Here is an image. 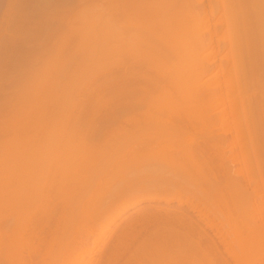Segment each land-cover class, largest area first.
<instances>
[{
	"label": "bare ground",
	"instance_id": "6f19581e",
	"mask_svg": "<svg viewBox=\"0 0 264 264\" xmlns=\"http://www.w3.org/2000/svg\"><path fill=\"white\" fill-rule=\"evenodd\" d=\"M43 1L44 2L46 1L45 2L46 4L48 2L47 0H43ZM204 1L205 0H118V1H115L116 5L110 4L111 2H109L108 6L106 8V11L104 13V17H103V21H102L103 23L100 26L102 28L100 35L96 34L97 32L94 34V32L96 30L98 31V29H96L94 31V29L96 28L95 26H97V25H96V22L94 21V19H90V16H89L90 13L87 14L88 17H86L87 18V21H86L87 24H86V22L84 23V25L82 24L85 21V20H83V19H85V15H84V17L81 16V18H79L80 20L83 21L79 24L82 26L81 28H83L84 31H83V29L80 28V26L77 27L75 25V23L78 24L77 23L78 21L70 22L71 24L74 23L75 26L73 28H77L79 30V31L76 30L78 33L81 31L80 32L81 34L79 33L77 36L78 37L83 36L82 40H80L81 46L78 45V46H80V48H78L79 51L77 52L79 54L78 59H80L82 61V65L84 66L83 68L85 69V70L80 69V68H82V66L79 67V69L77 71L79 72V70H80L81 74H83L84 71H87L85 68L86 65H84V64L88 63V62L85 63L87 61L86 58L89 57L88 54L90 53V51L94 50L93 47L96 46L97 49L98 48L101 49L103 47L102 46L103 43L101 44V47L100 46L98 47V45L101 42L98 44L97 40H99L101 38V41H105L104 42L105 48L103 47L104 52H106L107 50L108 51L112 50V47L109 45L110 42L114 41V42H117L116 44H119V53H120L119 54L120 57H118L119 58V64L118 65H119V71H120L119 76H120V80H122V82H123V83L121 82L122 85L120 84L121 86L119 88V89H121V90H119L121 93L120 94L121 96L119 97V102H120V106H121V110H122V114L120 115L121 119L119 121H121V126H120L121 128L120 129H121L122 133H124V135H127V133L129 132L128 129L131 128L130 127L131 124L135 123L137 121L135 118V115H137V114H138V116H136L137 118H141L142 116H144L143 118H145V115H146L147 116L146 118L148 119L147 121H149L148 116L152 117V115H153V121H151L152 119L150 118L151 123H153V122L156 123V121H157L156 116L157 115H160V117H162L158 121H160V120L162 121L163 116H165L164 121H167V122H165L167 124V127H164L162 129L161 126L163 124L159 125V126H160L161 130H165V128H167V137H166L167 139H165L166 135L163 134L162 131H160L161 134L156 133V135H158L156 138H152L153 134H152V136H149L150 138L147 137V138H149L147 141H146V139H145V141H143V138H142V140H139V138L133 140V138H134V136H133V138H130V139H132L131 142L129 141L130 143H127L125 141V144L123 146L124 149H126L125 148L126 145L129 144L130 146L127 145V147L130 150H132L129 152L134 153L135 157L136 156L137 157L142 156V155L138 156V154L140 152H143V151H145V152L149 151L151 154V151L152 150L155 151L156 148H157L156 151H157L158 156H159V152H161L160 154L164 153L168 157V154H166V153H168V151L175 153V154H173V153L169 152L170 153L169 155L172 154L174 156L175 155L180 156L179 159H177V158L174 159V156H173V160L169 156V158L171 160L168 158L167 160H170V161H167V163H166V161H164L166 163V164L165 163L164 164L168 168L167 169L168 170L167 171L168 177L164 176V177H166L165 182L163 181L165 179H163V180L161 179L162 180L161 182L159 181V179H158V177H160L159 174H157L156 179H153V177L151 179V178H149L150 174L146 173L149 175V177H146L147 179H145V178L143 179L142 174L144 175L145 173L140 174L142 177H139L140 176L139 173H141V172H139V173L135 172L136 174H138V175H135V177L137 176V178L138 179L140 178L141 180L140 179L138 180L137 178H135L138 181L133 180L132 183H131V181L130 182L128 181L129 183L124 181V182L120 183V186L117 185L118 190L117 191L114 190V191H116V193L114 194L115 198L112 199V201L114 200L113 202H110V206L114 205L113 203L117 202V204L119 203L118 206H121V207H120V211H118V207H117V209H114V210H117L119 214L117 215V213H115L116 215L112 216V218H114V217H117V219L120 218L119 215H123L122 213L126 209H128V207L129 208L130 207L132 208V206L135 207L134 205H135L136 200H138V198H140V196L139 197L137 196L138 194H141V197H142L143 196L142 193L144 191L147 192V190L149 191V189L150 190L152 189L151 192L153 190L155 191V187L157 189L156 193H158L159 192L158 189L161 190L160 188H162V190H163V188H164V190L167 188H171V189L174 188L175 190L178 189L180 191V187L182 190V186L189 185L190 187L193 186V188L196 187V189L199 190V191H194V189H191L189 187L190 191L192 190L191 193L193 192V193L197 194V195L190 194V195H193V197L195 196L194 201H196V196L201 195V196H198L197 199H198L199 203L203 204L204 210L201 209L202 206L199 205V203H197V202H194L192 204L194 207L193 206L189 207L187 204V206L190 208V210L192 209L193 212H194V210L196 211V209L198 210L197 213H195V215L196 214L199 215L198 218H196L197 221L194 220L193 217H191L189 215L190 213H188V211L185 212L187 209L185 211L182 210L181 215L183 214V211H184V214H183L184 217L187 216L186 217V219H187L188 215H189V218H192L195 223H193L192 219H191L192 222L190 219L189 220L187 219V221H186L185 218L183 217V215L182 216L180 215L181 219L184 218V219H182V221L185 220L186 222L180 223L181 224L180 227L178 226L179 229H176L177 226L175 227L174 225L177 224L178 220L175 219V221L172 220V221H174V222H172L170 219H168L169 217H168V215H166V213H165V216H167L168 218L167 217H166L167 219L164 218L165 216L163 213L162 218L166 219L167 221H171L172 223H168L170 225L174 223L173 226L169 225L165 229L163 227L162 228H158V227L154 228L155 231L153 232L154 233L153 236L160 238L161 236L165 235L166 237L165 236L163 237V239L165 238V240L163 241L160 238V240H161V242L159 241L160 245L159 244L156 245L158 241L156 242V244L154 243L153 246L149 245V246H152L149 249L150 250L149 251L148 247H147L148 244L145 243L146 239L149 238L148 237L149 235L147 236V238L145 237L146 238V239L144 238L145 242L142 240L141 243H143V244H141V247H140V249L141 248L144 249V250L141 249V251H143L142 254L140 253L142 256H138V254L136 253L137 251L134 252V253H136L134 256L136 259V263L140 258H142L140 260H145V259L151 258L150 261L152 260V261H154L153 263H155V260H157L156 262L159 261L158 264L160 263V260H161V263H163V264H264V256H263L264 252L262 253L263 255H258V253L256 254L254 252L255 250H253V248L264 244V198H263L264 195L262 194L263 196L261 195L260 199H257V196H256V198H254V196H253V194L255 192H256V194L257 193L261 194L260 193L261 191L258 190L257 186H259L261 188V184H262L261 182L264 181L263 180V181L259 182V180L262 177L264 178V173H263L264 168L262 166V164L264 165V160H262L263 163H262V161H260L262 159L261 155L264 154V0H207L208 1L207 6H204ZM40 2L42 3V0H40ZM77 2H79V1H77ZM18 3H19V1H17V0H9L8 3L6 4L7 7H5V12L2 15V18L0 19L1 20L0 21V38H2V36H4V35L5 36L8 35V32H9L8 30H10V29H8L9 28L8 26L14 25V23L12 24L11 21H15L16 18H19V16L17 17V15L14 14V11L16 13V10H14V9L15 8L17 9V7H15V6H18V5H16ZM49 3H53V2L50 1ZM66 3H65V5H66ZM80 3H84V1L82 0V2H79V4ZM46 4H45V6H46ZM20 5H22V4H20ZM48 5H50V4H48ZM111 5L114 7H112ZM22 7H23V5H22ZM18 8L20 9V7H18ZM67 8H66V10H70L72 7L68 8V9ZM22 9H20V12ZM53 9L55 10V8H53ZM57 11H59V10H57ZM20 12H18V13H20ZM23 12H21L22 14H19L20 18L22 17ZM115 12H116V14H114ZM54 13L55 12H53V14L51 13V15L52 16L55 15ZM12 15H13L14 20L11 19ZM14 15H16V17ZM113 15H115V17ZM47 16L45 17L46 19H48ZM91 16H93V14ZM49 17H51V16H49ZM55 17H56V15H55ZM69 18L67 21H69ZM94 18H97V16ZM21 19H24V18L22 17ZM52 21L54 22V20H52ZM22 22H23V20H22ZM45 22H46V20H45ZM51 22L49 21L50 24H51ZM64 22H66V19ZM67 23L68 22H66V24H65L66 26H67ZM70 23H68L69 24L68 28L65 25H63L67 28L66 31H68V32L73 30L72 29L73 24L71 25ZM43 24H45V23L43 22ZM51 25L48 24V26H51ZM98 25H99V23H98ZM41 27H43L42 24H41ZM100 27H99V29H101ZM97 28H98V26H97ZM66 31H65V34H68ZM82 31H83V33H82ZM14 32H12V33L14 34ZM72 32H75V30ZM72 32L70 34H72ZM54 33L57 34L58 32L57 33L53 32V34ZM98 33H99V31H98ZM47 34H48V32H47ZM51 34H52V32L49 35L50 38H47L45 36L47 39H50V40L52 39V40H51V42L48 40L51 43V44L48 43V44H50L48 48H47L48 44L46 45V47H44V49H46V48L48 49L46 51L47 53L46 54L44 53L45 55H47V58L44 57L45 59L42 58V60L40 58L41 68L39 69V62L37 61L38 59L37 60L33 59L35 61L36 65H38V67L35 68L34 70L31 69L30 73H27V71H26L27 76L29 75L28 77L27 76L24 77L22 75L25 79L26 78L27 79L24 80V78H23L24 83H23V85L21 84V87H18V89L20 88V89L26 90L27 88H30V90L28 89L29 92H27V94H25V93H23L25 91H23L16 97L15 100L17 103L15 104L16 107L14 106L15 111L10 114L11 117L9 120H8L9 117L6 114L8 118L5 119L6 120L5 122L3 121L2 125L0 124L1 131L11 132L12 137H13V138H10L9 140L4 141V144H0L1 145L0 146L1 147L0 148V263H3V264H5V263L10 264L11 261L9 259V257H10L9 254L11 253L10 250L12 249L11 247H12V244L14 243L13 241H15L12 239V237L10 238V236H11L9 233L10 231L7 233L5 232V230L7 229V226H10V225H8L10 223L9 222L10 221L9 218H11L10 216L13 215V218H16L14 216H17L16 220L18 221L19 225H22L23 223L24 224L27 223L28 220L25 222L23 220L24 218L22 216L26 213V212H24L25 207H24V211H23V209L20 210V211L24 212V214L23 213H22V215L20 214L22 217H20V215H19V208L20 209H21V207L23 208V206H21L23 203H24V205H28L26 201H30L29 199L35 198V196H36L35 194H37L36 192L38 191V188L40 186L39 183L43 185L45 182L42 181V179L45 180V179H47V177H49V176L43 177L44 176V174H43V176H41V178L39 180V176H40L39 173L44 171L43 170V168H44L43 164H45L48 160H50V157H52L50 152L52 153V151H50L48 154V152H47L48 150L47 151L45 150L48 148L47 142H49V145H50V140H49V141H46L47 145H45L43 143L45 145V147L44 146L43 147H44V150L46 151L47 155L46 154L44 155V153H45L44 150H43L44 151L43 153L37 152V150L40 151V149H38V148L40 147V145L42 143L40 142L41 138L38 137V134L40 133V131L38 130L39 128L35 126V123H36V125H39L42 123L43 118L45 119L48 116L51 117V115H50L51 112L49 111V109L51 108L50 106H53V105L56 106L57 105V104H54L57 101V99L64 101V102H66V100H68V99L65 100V96H64V98H62V96L58 97L57 94H55V93L53 94V90H56L55 92L57 93V91L59 89L61 91V87L62 88L72 87V85L69 84V81H68V83L66 81V83L68 85L64 84L65 82L61 83L62 86L57 85V83H58L57 78L61 77V76H58L60 74L59 69H61V66H60L61 63L58 62L59 61L58 56H56V52H58L60 47L57 48V46H59V45L56 43L57 44V46H56L55 41L60 39L59 38L60 36H59V34H57V35L54 34V36H55L54 37L53 35L51 36ZM62 35H61V38H62ZM19 36H21V34H19ZM23 36L24 35H22L21 37H23ZM57 36H58V38H57ZM7 37H9V36H7ZM7 37H5V38H7ZM64 39H67V38H64ZM5 41H6V39H5ZM21 41H22V39H21ZM60 41H62V40L60 39ZM64 41H66V40H64ZM38 43H40V42L38 41ZM38 43H36V44H38ZM93 43L94 44L96 43V45L92 46ZM78 44H80L79 41H78ZM115 46H117V45H115ZM37 47H38V45H37ZM117 48H118V46H117ZM39 49H41V47ZM56 49H57V51H56ZM76 51H77V49H76ZM95 51L97 53L99 50H95ZM104 52L101 51V53H104ZM38 53H40V52L38 51ZM58 53H57V55H58ZM99 53H100V51H99ZM40 55H42V53ZM74 56H76V55H74ZM103 56H104V54H103ZM34 57H35V55H34ZM37 58H39V57H37ZM92 58H95V57L93 56ZM92 58H90V59H92ZM87 59H89V58H87ZM95 59H97V58H95ZM75 60H76V58H75ZM80 60H78V61L80 62ZM32 63H34V62H32ZM32 63H30V64L33 65ZM61 65H63V64H61ZM76 65H78V64H76ZM92 65H93L92 67H91V65H88L89 66L88 68L91 67L93 69V67H95V66L93 63H92ZM29 67L31 68V66H29ZM29 67H27V68L30 69ZM76 68H77V66H76ZM65 70H62V73ZM82 70H83V72H82ZM89 71H90V69H89ZM58 72H59V74H57ZM72 72H76V71L72 70ZM72 72H70V73H72ZM78 72L75 73L76 76L79 74ZM84 74H85V72H84ZM210 74H212V75L208 76ZM71 75H70V77L69 76L67 77V74H66V76H65L66 79H68V80H69V78L70 79H76V78H72V76L76 77L75 75H72V76ZM78 76H80V74ZM207 76L209 78H207ZM128 77H130L129 80L132 78L131 79L132 82H129V80H128L129 83L127 82ZM20 79H22V78H20ZM61 79H62V77L59 78V82ZM63 80H64V77H63ZM20 81H21L20 83L23 82L22 80H20ZM72 82L74 84V80ZM145 84H146V86H144ZM143 86L145 88L148 87V89L150 87V89H152L154 91V92L152 91L153 92L152 94L150 93L148 95V96H150L149 97L150 99L146 97L147 96L146 94H147V92L149 93L150 89L147 92L144 91L146 93L145 94L143 92V90H145V88ZM127 87H129V88H127ZM131 87L133 90L131 92H128ZM137 87H141L144 89L141 90L139 88L138 90L142 91V92L140 91V93H139L137 90ZM67 88L64 90L69 91V89L67 90ZM18 89H17V91H18ZM148 89L146 88V90H148ZM134 90H137V92ZM22 93L24 95H22ZM137 93L138 94L142 93V95L144 93L145 95H144V97H142V95H140V97H139V95ZM64 94H67V93L65 92ZM145 97L147 98V100H150V102L144 101V100H146ZM141 100H142V102L144 101L143 104L145 103V105H147V103L150 105L151 104L153 105L152 107H154V108L151 107L152 109L150 108L149 105L147 106V108L149 107V110L145 108L146 110H148V111H145L146 113L151 112L150 115H149V113L144 114L145 112L143 113L144 115L140 114L139 109H141V108L140 107L137 108V105H138V102L141 103ZM145 105H142V106H145ZM59 106H61V105H59ZM48 107H50V108L48 109ZM219 107H222V108L217 112ZM11 108H13V107H11ZM130 108L132 110V112L130 111L131 114L133 113L132 116H129V114L127 113V111H129ZM70 109H72V108H70ZM153 109L158 110V111H155L156 121H154L155 120L154 119V111L152 113ZM136 110L139 113H137ZM165 111L167 113L166 114L167 117L165 115ZM141 112H143V111H141ZM160 112L161 113L164 112V113L161 114ZM216 112L218 115L216 114ZM135 113H137V114H135ZM224 113H225V115H226V113H229L231 115V117H230V120L232 121L231 124H233L234 129H236L234 131H237L239 134L241 133L242 135L241 134L240 135L243 136V142L242 141H240L241 143L239 142L241 145L240 146L241 151L240 150L239 151L242 152L244 155H246L245 156L246 158L249 157V159H247L248 161L246 159L244 160L245 163H246V161L249 162L252 159L257 161L256 162L257 167H256V165H254V167L258 169V171H257V169H256V171H257V174L260 175V177H261L260 179L256 180V178H255L257 175L255 173L256 171L254 172L256 174L255 177H254V175H250L252 172L249 171L247 174V175H250V176H248L249 179L242 177V179L238 178V180L235 178V175L237 174L236 172H233V174L236 173L235 175H232L230 173L231 170H228L225 167L227 165V164H225V159L229 156V153L227 156V155H225V153L227 154V152H224L226 150L227 144H228L227 138L221 135L222 137L225 138V139H222V137H220L221 133H219V136H218V134H217L218 132H215L216 131L215 129H214L215 131H211V132H213V134L211 133V139L208 140L209 142L206 141L204 144L202 143V145H200V146L196 145L197 148L194 146L195 149L193 148L192 145L185 144L186 142H183L184 139L182 140V142L179 139V137H178L179 132H181V131L183 132L185 128L189 129V127L190 128L196 127L195 125H194V127L192 126L194 121H198L200 123H202L203 121L205 123V121H206L207 123H209L210 121H212L214 119L213 121L215 123V121H216L215 119L217 118V120H218L219 118H222ZM139 115H141V117ZM52 117H53V114H52ZM128 117H130V118H128ZM147 121H146V123H147ZM161 121H160V123H161ZM38 122H40V123H38ZM129 122H130V126L128 125ZM137 122L139 123V120ZM191 122H192V124H191ZM219 122H220V120H219ZM158 123L159 122H157V124ZM162 123H164V122L162 121ZM207 123L205 125H207ZM214 123H212V124L214 125ZM25 124L27 125V127ZM66 124H64V125H66ZM143 124H144V122H143ZM157 124H156V126L153 124L154 127L157 128ZM127 125L129 128L127 127ZM135 125H136V127L138 126L137 124H135ZM135 125H133V127ZM144 125H143V127H144ZM213 125H212V127H213ZM215 125H217V124H215ZM159 126H158V129H160ZM164 126H166V125H164ZM201 126H202V124H201ZM28 127H29V129H28ZM145 127H147V126H145ZM183 127H184V129H183ZM40 128L43 130L42 127H40ZM150 128H151V126H150ZM30 129H31V132H29V133H34L33 135H30L28 133V130L30 131ZM144 129L146 131V128H144ZM238 129L241 131H239ZM134 130H135V127H134ZM126 131H128V132H126ZM135 131L137 132V130H135ZM188 131H191V129ZM185 132H183V133H185ZM214 132L217 135L214 134ZM138 133H139V131H138ZM192 134H194V132ZM7 135H9V133ZM7 135L5 134V136H7ZM2 136H4V134ZM66 136H68V135H66ZM127 136H126V138H128ZM154 137H155V135H154ZM181 138H183V137H181ZM190 138L195 139L194 137H191V136H190ZM232 138L238 139L239 136L235 137L232 135ZM232 138H231V141H232ZM61 139H62V137H61ZM187 139H189V138H187ZM1 140H2V137H1ZM45 140H48V139H45ZM77 142H79V141H77ZM188 143H190V141H188ZM53 144H55V143H53ZM198 144H200V143H198ZM229 144H231V143H229ZM63 146H64V144H63ZM233 147H234V145H233ZM162 148L163 149L165 148L167 150V152L159 150ZM41 149H42V147H41ZM128 150H127V152H128ZM158 150H159V152H158ZM211 150L213 151V153ZM153 151H152V153H153ZM129 152H128V154H129ZM145 152H144V154H145ZM209 152L211 154H213L214 157L213 156L212 157L214 158V160L210 156H208ZM123 153H124V151H123ZM38 154H40V155H38ZM114 154H115V152H114ZM114 154H112L113 155L112 156L113 161H118V159L116 160V158H114ZM122 154H121V156H122ZM130 154L128 156L132 157V154L131 155ZM146 154H147V152H146ZM45 156H46V160L48 158L47 161L45 160ZM115 156H116V154H115ZM117 156H118V154H117ZM225 156H227V157H225ZM40 157H42V158H40ZM81 157L84 158L85 156H81ZM142 157H144V156H142ZM159 157H161V156H159ZM167 157L163 155L162 159H164V158L166 159ZM176 157H178V156H176ZM87 158H90V157L87 156ZM112 158H110V160ZM155 158H156V156H155ZM182 158H184V160ZM209 158H211V159H209ZM78 159L76 161L79 162V160H81L82 158H80L79 160ZM119 159H121V157ZM132 159H134V158L132 157L130 160H132ZM148 159H149V157H148ZM194 159L195 160L200 159L201 161L198 160V161H200V163L199 162L198 163L201 166L203 165L202 162H204V165L206 163V167L203 166L204 170L201 169L200 165L199 166L197 165L198 167H196V166H192L194 163L188 164L190 162H194L195 161ZM263 159H264V157H263ZM136 160H138V159H136ZM149 160H151V158ZM208 160H210V162ZM211 160H212L213 166L211 165ZM42 161H44V163ZM144 161H147V160H144ZM186 161H190V162H186ZM92 162H93V160H92ZM250 162H252V161H250ZM39 163L41 166L43 165V167H40ZM66 163H67V161H66ZM70 163H72V162H70ZM150 163L152 165V163H154V162L149 161V163H147V164H150ZM63 164H64V162H63ZM78 164H80V163H78ZM100 164H102L100 167L105 166V165H103L104 163H100ZM141 164H142V162H141ZM49 165L50 164L47 165L48 168L50 167ZM67 165H68V163H67ZM81 165L83 166V164H81ZM112 165L113 164H111L110 166H112ZM122 165H123V161H122ZM128 165H130V164H128ZM72 166H73V164H72ZM157 166H159V165H157ZM250 166H252V165L250 164ZM38 167H40V169H38ZM92 167H94V166H92ZM254 167H253V169H255ZM45 168H46V166H45ZM48 168H47V171L49 173L50 170ZM69 168H71V167H69ZM37 169L42 170V171H40L38 173ZM92 169H94V168H92ZM138 169L140 170V168H138ZM138 169H136V170H138ZM70 170H72V169H70ZM106 170H107V168H106ZM136 170H134V171H136ZM159 170H161V169H159ZM239 170H238V172H239ZM51 171H52L51 173H53V169ZM126 171H128V170H125L124 172L127 173ZM132 171H133V169H132ZM235 171H236V169H235ZM88 172H89V170H88ZM98 172L99 171H97L96 173L98 174ZM165 172H166V170H165ZM163 173H164V171L162 173H160V175H162ZM127 174H125V175L127 176ZM154 174L156 175V173H154ZM239 174H240V172H239ZM55 175H56V173H55ZM100 175L101 174H99V177H100ZM247 175H244V177ZM52 176H53V174H52ZM129 176L131 177V175H129ZM118 177H120V176H118ZM130 177L128 179L132 178V177L131 178ZM144 177H145V175H144ZM161 177H163V176H161ZM251 177H254L255 179L254 178L250 179ZM50 178L52 179L53 177L50 176ZM50 178L48 180H51ZM122 179H124V177ZM116 180H118V179H116ZM155 180H158V181H156L157 183L153 182ZM199 180L203 184L205 183V187L202 186L203 189L202 188L199 189V187H198ZM250 180H256L257 186L254 187L255 186L254 182L250 183L251 182ZM52 181H50V182L48 181L47 183H51ZM139 181L142 184L144 182H147V184H149L148 181L153 182L152 183L153 185L155 183L156 184L154 186L152 185L153 188H149V187H151L150 186L151 182H150L149 187L147 186L148 189L146 190L147 187H145L146 185H144L146 183H144L143 187L145 190L144 189L142 190V187H140L141 185L139 186L140 188L137 186V183H139ZM53 182H55V180ZM53 182L50 185L45 183L46 187L41 186V189L44 191V189H43V187H44L46 190L48 188L47 185H49L50 186L49 188H51L52 186L55 185V183H54V185H52ZM100 182H102V181L100 180ZM119 182H121V180ZM133 182L136 183V186H134ZM158 182H159V184H158ZM162 183H163V185H162ZM258 183H260V185ZM58 184H56V185H58ZM84 184H85V182H84ZM98 184H99V181H98ZM250 184L254 185V186L252 185V187L254 188L255 191L250 187L251 186ZM87 185H89V183ZM112 186H113V184H112ZM97 187H99V185H97ZM186 187L188 189V186H186ZM263 187H264V185H263ZM49 188L47 190H49ZM87 188H90V187H87ZM54 189H56V188H54ZM249 189L251 190L250 193L248 192V191H250ZM39 190H40V188H39ZM167 190L169 191L170 189H167ZM185 190H183V191H185ZM252 190L254 192H252ZM256 190L259 192H257ZM140 191H142V192H140ZM154 191H153V193H154ZM172 191H174V190H172ZM42 192H40V193L38 192L39 193L38 198H41L40 194ZM136 192H137V194H135ZM160 192H159L160 194L163 193V191H160ZM196 192H198V193H196ZM156 193H154V196ZM170 193H172V192L169 191V192H165L163 194L169 195ZM175 193L173 194L174 196H176ZM188 193H189V189H188L187 195H188ZM251 193H253V194H251ZM131 194L137 196L138 198L136 197V200L132 204H130V203L128 204L127 202L129 200H127V199H130V198H131V200L135 199L132 197L133 195L130 196ZM249 194H251L253 198L250 197ZM168 195H166V196L169 199ZM128 196H130V198H127ZM151 196H153V195H151ZM171 196H172V194H171ZM171 196H170V198H171ZM146 197H149L148 199H150V195H146ZM156 197H157V195H156ZM162 197H163L162 201L164 202V200L167 198L164 199L165 195ZM87 198H88V196H87ZM174 198L177 199L178 197L177 198L174 197ZM142 199L144 200L145 197H143ZM159 199H160V196H159ZM168 199H167V202H168ZM170 200L171 199H169V202H170ZM142 201L141 202L139 201L136 204L138 205V204L142 203ZM188 201L190 203H192L193 200L192 201L188 200ZM69 202H70V200L68 201L67 205H69ZM195 203H197L196 206H199L201 208L195 207ZM32 205L35 207L34 203ZM127 205H129V206H127ZM32 207H31V209L33 210ZM51 209L47 210V211H49L48 213L50 214V215H47L48 217L50 216L49 219H51L53 217L52 214L55 215L53 210H52L53 213L52 214L50 213ZM165 209H167V208H165ZM12 210H13V212H12ZM29 210H27V212ZM170 210H171V208H170ZM178 210L179 209H177V211L175 210L176 213L179 212L181 209L179 211ZM45 211H46V209H45ZM102 211H103V209H102ZM169 212H171V211H169ZM186 213H187V215H185ZM159 214H161V213H158V215ZM179 214L180 213H177V215H179ZM177 215L174 217H177L179 219L180 216L178 217ZM24 216H26V215H24ZM56 216H58V215L56 214ZM104 216H106V215H104ZM159 216L161 217V215H159ZM169 216H170V213H169ZM28 217L30 218L31 216H26L25 220L28 219ZM145 217H146V215H145ZM147 217H149V216H147ZM19 218H21L20 219L21 221H24L23 223L20 222L22 224L19 223ZM142 218L143 217L140 218L141 221L143 220ZM149 218L151 219L152 217L150 216ZM59 219H61V216ZM114 219H116V218H114ZM140 219H139V221H140ZM150 219L147 220L146 218H144V220H147V222L149 224H151L149 222V221H151ZM181 219H180V221H181ZM198 219H202V221H204L202 223L203 224L206 223V226L208 225L207 226L208 230L211 229L213 231L212 234L215 237V239L213 236L210 238L211 230H210L209 235H208L207 234L208 232L206 233L207 229L205 230V228H207V227H205L204 225L202 227H205V228L202 229L200 227L202 225V223L198 227V223L201 222V220H199L200 222H198ZM29 221H30V219H29ZM111 221H112V219L110 220V222ZM132 221H134V220H132ZM14 222H15V220H14ZM96 222H98V220L95 221V223ZM129 222H128V224H129ZM107 223H109V222H107ZM137 223H138V221H137ZM18 224L16 223V225H18ZM24 224L22 225L23 227H24ZM131 224H132V222H131ZM147 224H146V228L148 226ZM19 225H18V227H19ZM106 225L108 226V224H106ZM132 225H134V224H132ZM27 226H25V227H27ZM137 226L138 225H136V227H134L133 229L137 228ZM140 226H142V225L140 224ZM14 227H15V224H14ZM153 227H154V224H153ZM20 228H21L20 230H23V228L21 226H20ZM126 228H128V227H126ZM142 228H144V230L146 229L145 226L144 227L142 226ZM142 228H140V229H142ZM128 229L131 230V227ZM138 229H136V230H138ZM10 230L12 231L13 229L10 228ZM17 230H15V231H17ZM130 230L128 231V233L130 232ZM136 230H135V232H136ZM30 231H31V228H30ZM147 231H149V229H147ZM32 232H33V229H32ZM38 232H36V233H38ZM124 232H123V234H124ZM145 232H146V230H145ZM126 233H127V231H126ZM22 234H25V233L23 232ZM131 234H132V237L129 236ZM20 235H21L20 233L19 234L16 233L14 237H16V236L19 237ZM30 235L33 236V234H30ZM34 235L37 238L38 234H34ZM121 235H122V233H121ZM129 235H128V237L133 238V236H137L138 234L133 235V232H130ZM139 235H138V237H139ZM24 236H22L20 238L24 239L25 238ZM153 236L151 235L150 239L153 238ZM38 238H39V236H38ZM119 238H118V240H119ZM130 238H128V239H130ZM58 240H61V238H59ZM137 240H138V242H136L137 243L136 245L138 247L139 239H137ZM16 241H17V239H16ZM121 241H122V238H121ZM126 241L127 240H125V242ZM132 241L130 240L128 243H130ZM140 241H141V239H140ZM153 241H155V240L152 239V242ZM166 241H167V244H164ZM117 242H120V241H117ZM150 242H151V240H150ZM24 243H26V242H24ZM16 244L14 243L13 247H14V245H16L18 247L17 249L19 250V248L22 246H20V243L19 244L16 243ZM21 244H22V239H21ZM133 244H135V243H133ZM144 244L147 245L146 250H148V251L145 250ZM161 244H162V246H161ZM163 244H164V246H163ZM142 245H143V247H142ZM139 246H140V243H139ZM137 247L135 250H137ZM17 249H16V254L18 251ZM23 249H24V247H23ZM121 249H123V248H121ZM132 250H133V248H132ZM252 250L254 253L252 252ZM19 251H21V250H19ZM58 251H59V249L56 252L57 256H58ZM121 251H123V250H121ZM127 251H131V250H127ZM84 252H86V251H83V253ZM19 254H17V255H19ZM59 254H60V252H59ZM45 255H47V254H45ZM112 255H113V253H112ZM125 255H126V253H125ZM129 255H128V257H129ZM54 256H56V255H54ZM153 256H155V257H153ZM143 257L145 259H143ZM158 257L160 260L157 259ZM111 258H112V256H111ZM153 258H154V260H153ZM55 259L56 258H54V261H57ZM59 260H60V257H59ZM19 261L17 260L18 263H19ZM139 262H141V261H138V263ZM142 262H144V261H142ZM147 263H149V262H147ZM14 264H15V262H14Z\"/></svg>",
	"mask_w": 264,
	"mask_h": 264
},
{
	"label": "rangeland",
	"instance_id": "374dc122",
	"mask_svg": "<svg viewBox=\"0 0 264 264\" xmlns=\"http://www.w3.org/2000/svg\"><path fill=\"white\" fill-rule=\"evenodd\" d=\"M8 1L9 0H0V19L2 18V15L4 14V12H5V7H7V3H8ZM17 1H19V3L18 4H16V5H18V6H15V7H17V9L15 8L14 10H16V13H15V11H14V14H16L17 15V17L19 16V18H16V20L15 21H11L12 22V24L14 23V25L12 26H8L9 28L8 29H10V30H8L9 32H8V35L7 36H9V37H7V36H2V38H0V124L2 125L3 124V121L5 122L6 120V118H8V120L10 119V114L12 113V112H14L15 111V108H14V106H15V104L17 103L16 102V97L21 93V92H23V91H25V92H23V93H25V94H27V92H29L28 91V89L30 90V88H25L26 90H24V89H18V87H21V84L23 85V83H24V81H23V78L24 77H26L27 76V73H30L31 72V69H35V68H37L38 67V65H36V63H35V59L39 62V69L41 68V66H40V63H41V60H42V58L43 59H45L44 57H46L47 58V55H45L47 52V48L49 47V45L51 44L50 42H51V40L50 39H47V38H50V33L52 32V34H51V36L53 35L54 36V34H53V32H58L57 34H59V38L62 40V41H60V39H58V40H56L55 41V44L57 43L59 46H57V44H56V46H57V48H59V50H58V52H56V56H58V62L59 63H61V64H63V65H61L60 64V66H61V69H59L60 70V74L62 73V70H65L61 75L59 74V72L57 73V74H59L58 76H61L62 77V79L60 80V82H59V78H61V77H59V78H57L58 79V83H57V85H61V83H64V84H66V85H68L67 83H68V81H69V84H71L72 85V87H69V88H67V87H64V88H62L61 87V91H60V87L58 88L59 90V92L57 91V93L55 92L56 90H53V94L55 93V94H57L58 95V97H61L62 96V98H64V96H65V100L66 99H68V100H66V102H64V101H61V100H58L57 99V101L54 103V104H57L56 106L55 105H53V106H50V107H48V109H49V111L53 114V117H52V114L50 113V115H51V117H47V118H43L42 119V123L41 124H39V125H36V123H35V126L36 127H38L39 129V131H40V135L38 134V137H40L39 139H40V142L42 143L41 145H40V147L38 148V149H40V151H38L37 150V152H40V153H43L45 150L48 152V154H49V152L50 151H52V153L50 152V154L52 155V157H50V160H48V158H47V160H46V156H45V160L47 161H45L46 163L45 164H43L44 163V161H42L43 163V165H44V168H43V170L44 171H42V170H38V169H40V167H43V165L41 166L40 165V163H39V165H40V167H38V169H37V171H38V173L40 172V171H42L41 173H39L40 174V176H39V180H40V178H41V176H43V174H44V176L43 177H45V176H49V177H47V179H45V180H43L42 179V181H44L45 183H47L48 181L50 182V181H52L53 179L55 180V182H53V184L52 185H54V183H55V185L54 186H52L51 188H49L50 186V184L52 183H47V184H49V185H47L48 186V188H49V190H45V188L43 187V189H44V191L41 189V186H45L46 187V184L44 183L43 185L42 184H40L39 183V188H40V190H39V188H38V191L36 192L37 194H35L36 196H35V198L34 199H29L30 201H26L27 202V204L28 205H24V203L21 205V206H23V208L21 207V209L19 208V215L21 214L22 215V213L24 214V212H26L24 215H26V216H31L30 218L28 217V219H26L25 220V217L26 216H24V215H22L23 216V220L26 222L27 220H28V222L27 223H23L24 221H21L20 219L21 218H19V223L20 222H22L23 224H24V227L25 226H27V227H23L22 225V223H20V224H22V225H19L18 224V221L16 220V218H17V216H14V217H16V218H13V215H11L10 217L11 218H9V224L8 225H10V226H7V229L5 230V232L7 233V232H9L10 233V238L12 237V239L13 240H15L16 241V239H17V241L15 242V241H13L12 239V241L16 244V243H20V246H22V247H20L19 248V250H21V251H19L17 248V246L16 245H14V247H13V244H12V249L10 250V254H9V259H10V264H14V262H15V264H158V262H156L157 260H155V263H153L154 261H150V259L151 258H149V259H145L144 257H143V259H145V260H140V259H142V258H140L138 261H141V262H139L138 263V261H137V263H136V259H135V254L137 253L138 254V256H142L141 254H142V252L143 251H141V249H140V247H141V244H143V243H141L142 242V240L144 241L146 238H147V236L149 237V238H147L146 239V242L145 243H147L148 244V246L147 245H145L144 244V248H145V250H146V246L148 247V250L154 245V243L156 244V242H157V244L156 245H158L160 242H161V240H165V238L163 239V237L165 236V235H163V236H161L160 238H161V240H160V238H158V237H155V236H153L154 235V231H155V229L154 228H156V227H158V228H167V226H169L170 224H168V223H172V222H174L175 221V219L176 220H178V222H177V224H175L174 226L176 227L177 226V228L176 229H179V227H180V223H182V222H186L187 221V219L189 220H191L192 218H189V215L191 216V217H193V219L194 220H196V218H198V216L199 215H195V213H197V209H196V211L194 210V212L192 211V209L190 210V208L189 207H191V206H193L192 204L194 203V202H197V203H199V201H198V196H201V195H198V196H196V201H194L195 199H194V197H193V195H197V194H195V193H191V191H190V188L191 189H194V191H199L198 189H196V187L195 188H193V186H189V185H186V186H188V189H189V193H188V195H187V192H188V189H187V187L186 186H182V190H181V187H180V191L178 192L177 190H175L174 188H167V189H170L169 191H171L172 193H170L169 195L171 196V194H172V196H171V198H170V196L168 195V194H163V193H165V192H169L167 189H165L164 190V188H163V190H162V188H160L161 190H159L158 189V191L160 192V191H163V193L162 194H160L159 192L158 193H156V191H157V189H156V187H155V191H154V193H156L155 194V196H154V193H153V191L151 192V190L149 189V191L147 190L148 189V187H149V184H150V182L151 181H148V183L149 184H147V182H144V183H146V184H144V185H146L145 187H147L146 188V190H147V192L149 193H147V192H143L142 193V197H141V194H138L137 196L139 197L140 196V198H138L137 196H135V195H133V194H131L130 196H132L133 198H135L134 200H131V198H130V196H128L127 198H130V199H127V200H129L127 203L129 204H132L135 200H136V197L138 198V200L141 202L143 199V197H145V199L142 201V203H140V204H136L137 202H139L138 200H136V202H135V207H133L132 206V208L130 207H128V209H126L122 214L123 215H119L120 216V218H118L117 219V217H114V218H116V219H114V218H112V216H114V215H116L115 213H117V215L119 214L118 213V211H120V207L121 206H118V204H117V202H115V203H113L114 205H111L110 206V202H113L112 201V199L113 198H115L114 197V194L116 193V191L118 190V186H120V183H122V182H127V183H129L130 181H131V183H132V181L134 180V181H136L138 178H137V176L135 177V175H138V174H136V173H139V172H141V173H139V175L140 174H142V173H145L144 175H145V177H144V175L142 174V176L140 175L139 177H142L143 179L145 178V179H147L146 177H149V175L148 174H150V177L149 178H151L152 179V177H153V179H156L157 177V174H159V176L160 177H158V179H159V181L161 182L163 179H165V180H163L164 182L166 181V177H164V176H167L168 177V174H167V167H166V163H167V161H170L171 159L170 158H172V160H173V156L174 155H169L170 153H173V152H170V151H168V153H166V154H168V157H167V155H165L164 153L163 154H160L161 152H159V150H161V151H164V152H167V150L165 149H159L158 150V152H159V156H161V157H159L158 156V154H157V148H156V150L155 151H153V153H152V151H151V154H150V152L149 151H146L147 152V154H146V152L145 151H143V152H140L139 154H138V156L139 155H142V156H144V157H142V156H139V157H135V155H134V153H131V152H129V151H132V150H130L128 147H127V145L128 146H130L129 144H127V143H130L131 142V140L132 139H130V138H133V136H134V138H133V140L134 139H138L139 138V140H142V138H143V141H145V139H146V141L150 138L149 136H152V134H153V136H152V138H156L158 135H156V133L157 134H159L160 133V131H162L163 132V134H165L166 136H165V139H167L166 137H167V128H165V130H161V128L163 129L164 127H167V124L165 123V122H167V121H164V117L165 116H163V119H162V121L164 122V123H162V121H161V123H160V121H158L159 119H161L162 117H160V115H157L156 116V118H157V121H156V118H155V111H158V110H152V113H153V111H154V121H156V123L155 122H153V123H151V121H153V115H152V117L150 116H148V118H149V121H147L148 119L146 118L147 116L145 115V118H143L144 116H142L141 117V115L145 112V111H148L149 110V107L147 108V106L149 105L150 106V108L153 106L152 104L150 105V104H148L147 103V105H145V103L143 104V102L144 101H148V102H150V100H147V98H149L150 96H148L150 93L152 94L154 91L152 90V89H150V87H149V89H150V91H149V89H148V87H146L148 90H146V88L144 87V86H146V84L143 86L144 88H145V90H143L144 88H141V87H137V90L140 88L141 90H143V92L145 91V92H147V91H149V93L147 92V98H146V100H144L143 102H142V100H141V103L140 102H138V105H137V108H141V109H139L140 111V114L141 115H139L141 118H137L136 116H138V114L137 113H139V112H137V110H136V112L137 113H135V114H137V115H135V118H136V120L138 121L139 120V123L136 121H134L135 123H132L133 125H135V124H137L138 126L136 127V125L134 126L135 127V130H137V132L134 130V127H133V125L131 124V126H130V122H129V126L132 128H130V129H128V131H126V132H128L127 133V135H124V133H122V131H121V121H119L120 119H121V114H122V110H121V106H120V102H119V97L121 96L120 94V91L119 90H121V89H119L120 88V86L122 85L121 84V82H122V80H120V76H119V58L118 57H120L119 56V44H116L117 42H114V41H112V42H110L109 43V45L112 47V50H110V51H106V52H104V49H103V47L105 48V44H104V42L105 41H101V38L99 39V40H97V43L99 44L100 42V44L98 45V47L100 46L101 47V44H102V48L101 49H97V47L96 46H94V45H96V43L94 44L93 43V45L92 46H94L93 48H94V50H91L90 51V53L88 54V56L89 57H87V58H89V59H87L86 58V62L85 63H87L88 65H91V67L93 66L92 65V63L94 64V66L95 67H93V69L90 67V68H88L89 66L87 65V64H84V65H86V70L87 71H84L85 72V74H84V72H83V70H82V72H83V74H81L80 73V70H79V72L77 71L78 69H79V67H81L82 66V68H80V69H84L83 67V65H82V61L80 60V59H78L79 58V54L77 53L79 50H78V48H80V46H81V41L80 40H82V37L80 38V37H78L77 35L81 32H77L76 30H78L77 28H73L75 25L77 26V27H79L80 26V28L82 27L79 23H81V22H83L82 20H80L79 18H81V16L82 17H84V15H85V19H83V20H85L82 24L84 25V23L87 21V18L86 17H88L87 16V14H89L90 13V19H94V21L96 22V25L98 26V28H97V26H95L96 28L94 29V31L96 30V29H98V31H99V33H98V31L96 30L95 32H94V34L96 33V34H99L100 35V32L102 31V28L100 27L101 25H102V21H103V17H104V13H105V11H106V8H107V6H108V3L109 2H111L110 4H113V5H116V3H115V1H118V0H83L84 1V3H80L79 4V2H82V0H47L48 2H47V4L42 0V3L40 2V0H17ZM21 1V2H20ZM24 1V2H23ZM53 2V3H49V2ZM58 1V2H57ZM69 1V2H68ZM77 1H79V2H77ZM206 1V2H205ZM204 1V6H207L208 5V1L207 0H205ZM7 2V3H6ZM64 2V3H63ZM67 2V3H66ZM113 2V3H112ZM17 3V2H16ZM65 3H66V5H65ZM207 3V4H206ZM20 4H22L23 5V7H22V5H20ZM45 4H46V6H45ZM48 4H50V5H48ZM68 4V5H67ZM39 5V6H38ZM48 5V6H47ZM71 5V6H70ZM43 6V7H42ZM55 6V7H54ZM57 6V7H56ZM67 8L68 6V8H71L70 10H66V8ZM112 6V5H111ZM18 7H20V9H22L21 10V12H23V15H22V17L24 18V19H21L20 18V15L19 14H22L21 12H20V9L18 8ZM51 7V8H50ZM55 8V10L53 9V8ZM104 7V8H103ZM112 7H114V6H112ZM50 8V9H49ZM64 8V9H63ZM67 8V9H68ZM4 9V10H3ZM52 9V10H51ZM99 9V10H98ZM101 9V10H100ZM57 10H59V11H57ZM67 11V12H66ZM71 11V12H70ZM18 12H20V13H18ZM53 12H55L54 14L56 15V17H55V15H51V13L53 14ZM70 12V13H69ZM86 12V13H85ZM62 13V14H61ZM93 14V16H91ZM95 14V15H94ZM114 14H116V12L114 13ZM16 15H14L15 17H16ZM48 15V16H47ZM64 15V16H63ZM47 16V18L49 19H46L45 17ZM49 16H51V17H49ZM72 16V17H71ZM97 16V18H94V17H96ZM114 17H115V15H113ZM66 17V18H65ZM69 18V21H67L68 20V18ZM93 17V18H92ZM51 18V19H50ZM12 20H14V18H13V15H12V18H11ZM65 19H66V22H68V23H70V22H74V21H78L77 23L78 24H76L75 23V25H74V23H70L71 25H72V29L73 30H71V31H66L67 30V28H68V23H67V26L65 25L66 24V22H64L65 21ZM96 19V20H95ZM22 20H23V22H22ZM44 20V21H43ZM45 20H46V22H45ZM48 20V21H47ZM52 20H54V22L52 21ZM64 20V21H63ZM72 20V21H71ZM1 21V20H0ZM45 23V24H43V22ZM49 21L51 22V24L53 25H51L50 23H49ZM100 21V22H99ZM10 23V22H9ZM19 23V24H18ZM98 23H99V25H98ZM11 24V23H10ZM41 24H42V26L43 27H41ZM48 24L49 25H51V26H48ZM86 24H87V22H86ZM16 25V26H15ZM63 25H65V26H63ZM38 26V27H37ZM48 26V27H47ZM84 27V26H83ZM99 27L101 28V29H99ZM13 28V29H12ZM18 28V29H17ZM44 28V29H43ZM12 29V30H11ZM16 31H15V30ZM43 29V30H42ZM81 29H83V28H81ZM54 30V31H53ZM75 30V32H72V31H74ZM14 32V34L12 33V32ZM62 31V32H61ZM65 31L68 33V34H65ZM79 31V30H78ZM83 31H84V29H83ZM83 31H82V33H83ZM46 32V33H45ZM47 32H48V34H47ZM72 32V34H70ZM77 32V33H76ZM10 33V34H9ZM16 33V34H15ZM64 33V34H63ZM19 34H21V36L22 35H24L23 37H21V36H19ZM44 34V35H43ZM46 34V35H45ZM57 34H55V35H57ZM63 34V35H62ZM81 34V33H80ZM14 37H12V36ZM16 35V36H15ZM61 35H62V38L64 39V38H67V39H64V40H66V41H64L62 38H61ZM71 35V36H70ZM18 36V37H17ZM44 36V37H43ZM47 38H46V37ZM64 36V37H63ZM77 36V37H76ZM5 37H7V38H5ZM17 37V38H16ZM55 37V36H54ZM9 38V39H8ZM16 38V39H15ZM19 38V39H18ZM22 39V41H21V39ZM42 38V39H41ZM57 38H58V36H57ZM78 38V39H77ZM5 39H6V41H5ZM18 39V40H17ZM56 39V38H55ZM38 40L40 43H38V41L36 42V41ZM41 40V41H40ZM43 40V41H42ZM47 40V41H46ZM50 42H49V41ZM68 41V42H67ZM78 41H79V43L80 44H78ZM11 42V43H10ZM45 42V43H44ZM47 42V43H46ZM62 42V43H61ZM36 43H38V44H36ZM48 43H50V44H48ZM115 43V44H114ZM48 44V45H47ZM37 45H38V47L40 48L41 47V49H39L38 47H37ZM46 45H47V48L46 49H44V47H46ZM78 45H80V46H78ZM115 45H117L118 46V48H117V46H115ZM77 46V47H76ZM91 46V47H92ZM35 47V48H34ZM77 49V51H76V49ZM92 48V49H93ZM62 51H61V50ZM43 50V51H42ZM95 50H99L100 51V53H101V51H103L104 53H99V51L96 53V51ZM38 51L40 52V53H38ZM42 51V52H41ZM56 51H57V49H56ZM74 51V52H73ZM36 52V53H35ZM61 52V53H60ZM72 52V53H71ZM108 52V53H107ZM111 52V53H110ZM42 53V55H40ZM45 53V54H44ZM57 53H58V55H57ZM77 53V54H76ZM37 54V55H36ZM103 54H104V56H103ZM34 55H35V57H34ZM64 55V56H63ZM74 55H76V56H74ZM78 56V57H77ZM91 56V57H90ZM95 57V58H97V59H95V58H92V57ZM37 57H39V58H37ZM104 57V58H103ZM40 58H41V60H40ZM75 58H76V60H75ZM90 58H92V59H90ZM34 59V60H33ZM63 59V60H62ZM73 59V60H72ZM94 59V60H93ZM31 60V61H30ZM78 60H80V62L78 61ZM67 61V62H66ZM92 61V62H91ZM32 62H34V63H32ZM75 62V63H74ZM30 63H32L33 65H31ZM84 63V62H83ZM71 64V65H70ZM76 64H78V65H76ZM35 65V66H34ZM42 65V64H41ZM80 65V66H79ZM29 66H31V68L29 67ZM76 66H77V68H76ZM107 66V67H106ZM27 67H29L30 69H28ZM33 67V68H32ZM98 68V69H97ZM101 68V69H100ZM89 69H90V71H89ZM92 69V70H91ZM105 69V70H104ZM30 70V71H29ZM38 70V69H37ZM72 70L74 71H76V72H78L79 74H80V76H76L75 75V73L76 72H72ZM85 70V69H84ZM26 71H27V73H26ZM68 72V73H67ZM70 72H72V73H70ZM117 72V73H116ZM24 73V74H23ZM66 74H67V77L69 76L70 77V75L72 74V75H75L76 77H74V76H72V78H76V79H70L69 78V80L68 79H66ZM70 74V75H69ZM88 74V75H87ZM107 74V75H106ZM24 77H23V76ZM82 75V76H81ZM91 75V76H90ZM212 74H210V75H208V76H211ZM29 76V75H28ZM27 76V77H28ZM57 76V77H58ZM207 76V78H209ZM63 77H64V80H63ZM20 78H22V79H20ZM129 78L130 77H128L127 78V82H128V80H129ZM27 79V78H26ZM25 78H24V80H26ZM122 79V78H121ZM132 79V78H131ZM130 79V80H131ZM20 80H22L23 82L22 83H20L21 81ZM74 80V84H73V81ZM129 80V82H132V80L130 81ZM66 81H67V83H66ZM72 83H71V82ZM76 81V82H75ZM128 82V83H129ZM20 85H19V84ZM109 83V84H108ZM123 83V82H122ZM63 84V85H64ZM121 84V85H120ZM77 85V86H76ZM140 85V84H139ZM62 86V85H61ZM74 86V87H73ZM76 87V88H75ZM108 87V88H107ZM23 88V87H22ZM52 88V87H51ZM67 88V90L69 89V91H66V90H64V89H66ZM127 88H129V87H127ZM136 88V87H135ZM152 88V87H151ZM17 89H18V91H17ZM63 89V90H62ZM133 89H132V87L130 88V90L128 91V92H131ZM137 90H134V91H136L137 92ZM141 90H138V92L140 93V91ZM17 91V92H16ZM44 91V90H43ZM67 93V94H64L65 92ZM153 91V92H152ZM64 92V93H63ZM78 92V93H77ZM142 92V91H141ZM22 93V95H24ZM119 93V94H118ZM143 93V95H142V93L141 94H138L139 95V97H140V95H142V97H144V94ZM63 94V95H62ZM131 94V93H130ZM67 95V96H66ZM79 96V97H78ZM14 99V100H13ZM150 99V98H149ZM63 100V99H62ZM72 101V102H71ZM63 102V103H62ZM76 102V103H75ZM62 103V104H61ZM61 105V106H59V105ZM142 105H145V106H142ZM71 106V107H70ZM143 108H142V107ZM9 107V108H8ZM11 107H13V108H11ZM16 107V106H15ZM59 107V108H58ZM53 108V109H52ZM69 108V109H68ZM70 108H72V109H70ZM148 109V110H146V109ZM152 108H154V107H152ZM151 108V109H152ZM157 108V107H156ZM222 107H219L218 108V110H217V112L221 109ZM67 109V110H66ZM9 110V111H8ZM11 111V112H10ZM70 111V112H69ZM132 112V110H131V108H130V110L129 111H127V113L129 114V116H132V114H131V112ZM141 111H143V112H141ZM151 111V110H150ZM160 111V110H159ZM167 111V110H166ZM166 111H165V115L167 114L166 113ZM66 112V113H65ZM217 112H216V114H217ZM9 113V114H8ZM62 113V114H61ZM147 113H149V112H147ZM146 112L144 113V114H147ZM151 113V112H150ZM150 113H149V115H150ZM158 113V112H157ZM156 113V114H157ZM161 113V112H160ZM159 113V114H160ZM162 113H164V112H162ZM161 113V114H162ZM8 115V117H7V115ZM143 114V115H144ZM5 115V116H4ZM68 115V116H67ZM71 115V116H70ZM218 115V114H217ZM222 115V114H221ZM229 115V116H228ZM160 118H159V117ZM5 117V118H4ZM59 117V118H58ZM61 117V118H60ZM166 117H167V115H166ZM230 117H231V115L229 114V113H226V115H225V113H224V115L222 116V118H219L218 120H217V118L215 119L216 121H215V123H214V119L212 120V121H208L209 123H207L206 121H205V123H204V121L202 122V123H200V122H198V121H194L193 122V124H192V122H191V124H192V126L194 127V125L196 126L195 128H190L189 127V129L188 130H190L191 129V131H188L186 128L184 129V127H183V129H184V131L183 132H185L186 130V132L185 133H183L182 131L181 132H179L178 134V137H179V139L181 140V142H182V140H183V142H186L185 144H187V145H192L193 146V148H194V146L196 147V145L197 146H200V145H202V143L204 144L206 141H208L209 139H211V133L213 134V132H211V131H215V132H218L217 134H218V136H219V133H221L220 134V137H222V136H224V137H226L227 138V143L229 144V143H231V144H227V148H226V150L224 151V152H227V154L225 153V155H227L228 156V153H229V158L227 157V156H225V157H227L226 159H225V164H227L225 167L228 169V170H231L230 171V173L232 174V175H235L236 173V175H235V178L238 180V178H240V179H242V177L243 178H248L249 179V177L248 176H250V175H254V177H255V175L257 174V171H258V169L257 168H255L254 167V165H256V167H257V161H255L254 159H252V160H250V161H252V162H247L248 160L247 159H249V157L248 158H246L245 156L246 155H244L242 152H240L241 150H240V141H242L243 142V136H241L237 131H234V130H236V129H234V126H233V124H231L232 123V121L230 120ZM2 118V119H1ZM4 118V119H3ZM128 118H130V117H128ZM143 118V119H142ZM151 118V119H150ZM228 118V119H227ZM142 119V120H141ZM166 119V118H165ZM222 119V120H221ZM7 120V121H8ZM52 120V121H51ZM147 121V123H146V121ZM167 120V119H166ZM219 120H220V122H219ZM223 121V122H222ZM225 121V122H224ZM228 121V122H227ZM231 121V122H230ZM41 122V121H40ZM40 122H38V123H40ZM143 122H144V124H143ZM157 122H159L158 124H157ZM196 122V123H195ZM67 123V124H66ZM149 123V124H148ZM151 123V124H150ZM204 123V124H203ZM207 123V125H205ZM212 123H214V125L212 124ZM64 124H66V125H64ZM120 124V125H119ZM142 124V125H141ZM156 126V124H157V128L156 127H154V125ZM163 124V125H162ZM201 124H202V126H201ZM211 124V125H210ZM215 124H217V125H215ZM26 125V124H25ZM30 125V124H29ZM28 125V126H29ZM57 125V126H56ZM123 125V124H122ZM128 125H127V127H128ZM143 125H144V127H143ZM159 125H162L161 126V128H160V126ZM164 125H166V126H164ZM212 125H213V127H212ZM65 126V127H64ZM143 128H142V127ZM145 126H147V127H145ZM150 126H151V128H150ZM158 126H159V128L160 129H158ZM215 126V127H214ZM1 127V126H0ZM26 127H27V125H26ZM30 127V126H29ZM29 127H28V129H29ZM40 127H42L43 128V130L40 128ZM141 127V128H140ZM153 127V128H152ZM59 128V129H58ZM129 128V127H128ZM139 128V129H138ZM144 128H146V131H145V129ZM148 128V129H147ZM211 128V129H210ZM141 129V130H140ZM143 129V130H142ZM155 129V130H154ZM158 129V130H157ZM193 129V130H192ZM215 129V130H214ZM134 130V131H133ZM154 130V131H153ZM239 130V129H238ZM42 131V132H41ZM64 131V132H63ZM138 131H139V133H138ZM145 131V132H144ZM151 131V132H150ZM159 131V132H158ZM239 131H241V130H239ZM3 131H1V129H0V133L3 135L4 134V136H2L1 134H0V140H1V137H2V140L0 141V144H4V141H6V140H9L10 138H13L12 137V133L11 132H3ZM29 132H31V129H30V131L28 130V133ZM134 132V133H133ZM166 132V133H165ZM194 132V134H192ZM214 132V134H216ZM9 133V135H7ZM62 133V134H61ZM130 133V134H129ZM5 134L7 135V136H5ZM30 135H33L34 133H29ZM47 134V135H46ZM61 134V135H60ZM111 134V135H110ZM138 134V135H137ZM161 134V133H160ZM186 134V135H185ZM216 134V135H217ZM66 135H68V136H66ZM80 135V136H79ZM143 135V136H142ZM154 135H155V137H154ZM185 135V136H184ZM191 137H194L195 139H191L190 138V136ZM208 135V136H207ZM222 135V136H221ZM232 135L233 136H235V137H237V136H239V138L237 139V138H232ZM126 136L128 137V138H126ZM132 136V137H131ZM5 137V138H4ZM52 137V138H51ZM61 137H62V139H61ZM147 137H149V138H147ZM181 137H183V138H181ZM185 137V138H184ZM197 137V138H196ZM224 137H222V139H225ZM51 138V139H50ZM67 138V139H66ZM187 138H189V139H187ZM231 138H232V141H231ZM4 139V140H3ZM44 139V140H43ZM45 139H48V140H45ZM58 139V140H57ZM129 139V140H128ZM50 140V145H49V142H47V144H46V141H49ZM60 140V141H59ZM65 140V141H64ZM45 141V142H44ZM64 141V142H63ZM77 141H79V142H77ZM125 141L127 142L126 144V149L128 150V152H129V154L131 153L132 154V157L134 158V159H132V160H130L132 157H129L128 155V152H127V150L126 149H124V144H125ZM130 141V142H129ZM188 141H190V143H188ZM193 141V142H192ZM196 141V142H195ZM211 141V140H210ZM226 141V140H225ZM230 141V142H229ZM3 142V143H2ZM209 142V141H208ZM207 142V143H208ZM234 142V143H233ZM240 142V143H239ZM47 145V147L49 148H47V149H45L44 150V147H45V145ZM53 143H55V144H53ZM196 143V144H195ZM198 143H200V144H198ZM239 143V144H238ZM63 144H64V146H63ZM69 144V145H68ZM194 144V145H193ZM232 145V146H231ZM233 145H234V147H233ZM237 145V146H236ZM1 146V145H0ZM44 146V147H43ZM50 146V147H49ZM52 146V147H51ZM57 146V147H56ZM68 146V147H67ZM191 146V147H192ZM231 146V147H230ZM239 146V147H238ZM41 147H42V149H41ZM67 147V148H66ZM1 148V147H0ZM73 148V149H72ZM197 148V147H196ZM233 148V149H232ZM195 149V148H194ZM229 149V150H228ZM42 150V151H41ZM44 150V151H43ZM77 150V151H76ZM228 150V151H227ZM240 150V151H239ZM46 151H45V153H44V155L46 154ZM89 151V152H88ZM96 151V152H95ZM121 153H120V152ZM123 151H124V153H123ZM212 151V150H211ZM210 151V152H211ZM87 152V153H86ZM114 152H115V154H116V156H115V154H114ZM117 152V153H116ZM126 152V153H125ZM144 152H145V154H144ZM149 152V153H148ZM170 152V153H169ZM209 152V154H208V156H210L213 160H214V156H213V154H211ZM63 153V154H62ZM78 153V154H77ZM120 153V154H119ZM123 153V154H122ZM144 155H143V154ZM212 153H213V151H212ZM231 153V154H230ZM68 154V155H67ZM84 154V155H83ZM101 154V155H100ZM112 154H114V158H116V160L118 159V161H113V158H112ZM117 154H118V156H117ZM121 154H122V156H121ZM130 154V155H131ZM157 154V155H156ZM173 154H175V153H173ZM211 154V155H210ZM38 155H40V154H38ZM43 155V154H42ZM47 155V154H46ZM72 155V156H71ZM76 155V156H75ZM85 156L84 158L83 157H81V156ZM109 155V156H108ZM127 155V156H126ZM163 155L164 156H166L167 158L165 159H162V157H163ZM243 157H242V156ZM50 156V155H49ZM74 156V157H73ZM78 156V157H77ZM87 156L88 157H90V158H87ZM124 156V157H123ZM155 156H156V158H155ZM169 156H170V158H169ZM172 156V157H171ZM176 156H178V157H176ZM213 156V157H212ZM262 156V159L260 160V161H262V160H264L263 159V157H264V154H262L261 155ZM44 157V156H43ZM62 157V158H61ZM78 159L79 157L80 158H82L81 160H79V162L78 161H76L77 159ZM112 158L111 160L113 161H111L110 160V158ZM121 157V159H119ZM123 157V158H122ZM129 159H128V158ZM143 159H142V158ZM147 157V158H146ZM148 157H149V159L151 158V160H149L148 159ZM158 157V158H157ZM184 157V156H183ZM40 158H42V157H40ZM75 158V159H74ZM140 158V159H139ZM154 158V159H153ZM161 158V159H160ZM170 159V160H167V159ZM179 159L180 158V156L179 155H175L174 156V159ZM211 158H209V159H211ZM244 158V159H243ZM261 158V157H260ZM66 159V160H65ZM72 159V160H71ZM90 159V160H89ZM126 159V160H125ZM136 159H138V160H136ZM183 160H184V158H182ZM247 160L246 161V163H245V161L244 160ZM62 160V161H61ZM71 160V161H70ZM92 160H93V162H92ZM107 160V161H106ZM120 160V161H119ZM129 160V161H128ZM144 160H147V161H144ZM195 160V159H194ZM193 160V161H194ZM198 160H200V159H198ZM198 160H195L194 162H190V161H186V162H190V163H188V164H193L192 166H196V167H198L200 164V161H198ZM232 160V161H231ZM254 160V161H253ZM66 161H67V163H68V165H67V163H66ZM75 161V162H74ZM82 163H81V162ZM90 161V162H89ZM122 161H123V165H122ZM134 161V162H133ZM149 161H151V162H154V163H152V165H151V163L150 164H147V163H149ZM157 161V162H156ZM164 161H166V163L164 162ZM209 162H210V160H208ZM49 162V163H48ZM63 162H64V164L67 166H65L64 164H63ZM70 162H72V163H70ZM74 162V163H73ZM92 162V163H91ZM115 162V163H114ZM118 162V163H117ZM126 162V163H125ZM130 162V163H129ZM141 162H142V164H141ZM146 164H144V163ZM156 162V163H155ZM185 162V163H186ZM199 162V163H198ZM208 162V163H209ZM214 162V161H213ZM78 163H80V164H78ZM100 163H104L103 165H105V166H102V167H100L102 164H100ZM117 163V164H116ZM165 163V164H164ZM198 163V164H197ZM207 163V164H208ZM248 163V164H247ZM262 163H263V161H262ZM48 164H50L49 166V168H48ZM63 164V165H62ZM72 164H73V166H72ZM81 164H83V166L81 165ZM111 164H113L112 166H110ZM127 164V165H126ZM128 164H130V165H128ZM134 164V165H133ZM202 166L200 165V167H201V169H203L204 170V167L203 166H205L206 167V163H205V165H204V162H202ZM210 164V163H209ZM208 164V165H209ZM247 164V165H246ZM250 164L252 165V166H250ZM90 165V166H89ZM115 165V166H114ZM142 165V166H141ZM157 165H159V166H157ZM198 165V166H197ZM211 165H212V160H211ZM45 166H46V168H45ZM81 168H80V167ZM92 166H94V167H92ZM121 166V167H120ZM139 166V167H138ZM146 168H145V167ZM148 166V167H147ZM155 166V167H154ZM157 166V167H156ZM213 166V165H212ZM243 166V167H242ZM262 166H263V168H264V165L262 164ZM69 167H71V168H69ZM90 167V168H89ZM124 167V168H123ZM128 169H127V168ZM137 167V168H136ZM163 167V168H162ZM253 167L255 168V169H253ZM47 168L50 170V172L48 173V171H47ZM51 168V169H50ZM88 168V169H87ZM92 168H94V169H92ZM100 168V169H99ZM106 168H107V170H106ZM116 170H115V169ZM126 168V169H125ZM131 168V169H130ZM138 168H140V170L138 169ZM166 168V169H165ZM194 168V167H193ZM230 168V169H229ZM243 168V169H242ZM251 168V169H250ZM42 169V168H41ZM46 169V170H45ZM53 169V173H51L52 170ZM68 169V170H67ZM70 169H72V170H70ZM97 169V170H96ZM102 169V170H101ZM132 169H133V171H132ZM136 169H138V170H136ZM151 169V170H150ZM157 169V170H156ZM159 169H161V170H159ZM166 170V172H165V170ZM208 169V168H207ZM233 169V170H232ZM235 169H236V171H235ZM240 169V170H239ZM256 169H257V171H256ZM55 170V171H54ZM88 170H89V172H88ZM97 172V171H99L98 172V174L95 172V171ZM125 170H128V171H126L127 173H125L124 171ZM134 170H136V171H134ZM238 170H239V172H240V174H239V172H238ZM105 171V172H104ZM108 171V172H107ZM118 171V172H117ZM164 171V173L162 174V175H160V173H162ZM206 171V170H205ZM247 171V172H246ZM252 172L250 175H247L248 174V172ZM256 171V172H255ZM46 172V173H45ZM122 172V173H121ZM131 172V173H130ZM136 172V173H135ZM151 172V173H150ZM233 172H236L235 174H233ZM256 174H255V173ZM262 172V171H261ZM48 173V174H47ZM55 173H56V175H55ZM97 175H96V174ZM118 173V174H117ZM146 173H148V174H146ZM153 173V174H152ZM154 173H156V175L154 174ZM259 173V172H258ZM264 173V172H263ZM42 174V175H41ZM52 174H53V176H52ZM93 174V175H92ZM99 174H101L100 175V177H99ZM125 174H127V176L125 175ZM134 174V175H133ZM152 174V175H151ZM165 174V175H164ZM92 177H91V176ZM95 175V176H94ZM117 175V176H116ZM124 175V176H123ZM129 175H131V177L129 176ZM154 175V176H153ZM239 175V176H238ZM244 175H247V176H245L244 177ZM258 175V174H257ZM256 175V180H258V179H260L261 177H260V175H258L257 176ZM50 176L51 177H53L52 179L50 178ZM102 176V177H101ZM114 176V177H113ZM118 176H120V177H118ZM126 176V177H125ZM134 176V177H133ZM161 176H163V177H161ZM220 176V175H219ZM263 176V175H262ZM57 179H55V178ZM62 177V178H61ZM83 177V178H82ZM99 177V178H98ZM118 177V178H117ZM124 177V179H122V178ZM131 178V179H128V178ZM254 177H251L250 179H253ZM51 179V180H48V179ZM135 178H137V179H135ZM148 178V179H149ZM254 178V179H255ZM88 179V180H87ZM92 179V180H91ZM106 179V180H105ZM116 179H118V180H116ZM140 179V178H139ZM138 179V180H139ZM162 179V180H161ZM239 179V180H240ZM48 180V181H47ZM91 180V181H90ZM100 180L103 182H100ZM104 180V181H103ZM113 180V181H112ZM116 180V181H115ZM121 180V182H119ZM137 180V181H138ZM141 180V179H140ZM256 180H250L251 182L250 183H253L254 182V184H255V186L253 185V184H250L251 186V188L254 190V188L252 187V185L254 186V187H256L257 185H256ZM264 180V178L262 177L260 180H259V182H261V181H263ZM47 181V182H46ZM60 181V182H59ZM88 181V182H87ZM95 183H94V182ZM98 181H99V184H98ZM129 181V182H128ZM156 181H158V180H155V181H153V182H156ZM41 182V181H40ZM59 184H58V183ZM84 182H85V184H84ZM87 182V183H86ZM108 182V183H107ZM117 182V183H116ZM143 182V181H142ZM153 182H151V187H149V188H153L152 187V183ZM86 186H84L83 184ZM89 183V185H87ZM140 183V184H139ZM139 183H137V186L139 187L140 185V187H142V190L144 189V187H143V184L139 181ZM157 183V182H156ZM155 183V184H156ZM202 182H200V180H199V182H198V187H199V189H201L202 188V186L203 187H205V183L203 184H201ZM262 184H261V188L263 187V185H264V181L263 182H261ZM56 184H58V185H56ZM112 184H113V186H112ZM133 184H134V186H136V183H134L133 182ZM154 184V185H155ZM158 184H159V182H158ZM161 184V183H160ZM259 185H260V183H258ZM61 185V186H60ZM82 187H81V186ZM97 185H99V187H97ZM118 185V186H117ZM153 185V186H154ZM162 185H163V183H162ZM59 186V187H58ZM63 186V187H62ZM84 186V187H83ZM62 187V188H61ZM87 187H90V188H87ZM92 187V188H91ZM139 187V188H140ZM185 187V188H184ZM190 187V188H189ZM258 187V190L259 191H261L260 193L261 194H256V192L253 194V193H251V194H253V196H254V198H256V196H257V199H260V197H261V195L263 194L264 195V187L261 189L259 186H257ZM54 188H56V189H54ZM62 190H61V189ZM99 188V189H98ZM159 188V187H158ZM250 188V189H251ZM91 189V190H90ZM106 189V190H105ZM187 191H186V190ZM196 189V190H195ZM203 189V188H202ZM249 189V190H250ZM59 190V191H58ZM61 190V191H60ZM114 190H116V191H114ZM145 190V189H144ZM172 190H174V191H172ZM183 190H185V191H183ZM252 190V192H254ZM43 191V192H42ZM103 191V192H102ZM106 191V192H105ZM257 191V190H256ZM259 191H257V192H259ZM40 192H42L41 194H40V196H41V198H38V196H39V193ZM100 192V193H99ZM140 192H142V191H140ZM175 193V195L176 196H174L173 194ZM249 193L251 192V190L250 191H248ZM178 193V194H177ZM196 193H198V192H196ZM110 194V195H109ZM135 194H137V192L135 193ZM160 194V195H159ZM190 194H193V195H190ZM251 194H249L250 195V197H252V195ZM145 195V196H144ZM146 195H150V199H148L149 197H146ZM151 195H153V196H151ZM156 195H157V197H156ZM160 196V199H159V196ZM165 195V197H164V199L165 198H167V196L166 195H168V197H169V199H171L170 200V202H169V199H168V202H167V199H163L164 200V202L162 201V196H164ZM259 195V196H258ZM262 195V196H263ZM87 196H88V198H87ZM90 196V197H89ZM108 196V197H107ZM174 197H178L177 199H175ZM187 197V198H186ZM86 198V199H85ZM174 200H173V199ZM189 198V199H188ZM253 198V197H252ZM264 198V197H263ZM84 199V200H83ZM90 199V200H89ZM102 199V200H101ZM125 199V200H126ZM142 199V200H141ZM153 199V200H152ZM70 200V202H69V205H67V203H68V201ZM160 200V201H159ZM183 200V201H182ZM188 200H190V201H192V203H190ZM132 201V202H131ZM172 201V202H171ZM180 201V202H179ZM34 203V205H35V207L32 205L33 203ZM47 202V203H46ZM104 202V203H103ZM183 204H182V203ZM71 203V204H70ZM180 203V204H179ZM185 203V204H184ZM190 203V204H189ZM197 203H195V207H199V206H196L197 205ZM84 204V205H83ZM187 204H188V206H187ZM31 205V206H30ZM73 205V206H72ZM116 205V206H115ZM199 205H201L202 206V208L201 207H199V208H201L202 210H204V208H203V204L202 203H199ZM33 206V207H32ZM37 206V207H36ZM69 206V207H68ZM127 206H129V205H127ZM24 207H25V211H24ZM31 207L33 208V210L31 209ZM52 209H51V208ZM111 207V208H110ZM117 207H118V211L117 210H114V209H117ZM177 207V208H176ZM179 207V208H178ZM181 207V208H180ZM194 207V206H193ZM27 208V209H26ZM49 208V209H48ZM158 208V209H157ZM165 208H167V209H165ZM170 208H171V210H170ZM23 209V211H20V210H22ZM30 209V210H29ZM45 209H46V211H45ZM51 209V211H50V213L52 214L53 212H52V210L54 211V213H55V215L54 214H52V218L51 219H49L50 218V216L48 217L47 215H50L48 212L49 211H47V210H50ZM56 209V210H55ZM71 209V210H70ZM102 209H103V211H102ZM122 209V208H121ZM177 209H181L179 212H177V213H180L179 215H177V213H176V211H177ZM187 209V210H186ZM189 209V210H188ZM27 210H29L28 212H27ZM161 210V211H160ZM171 211V212H169V211ZM176 210V211H175ZM182 210H186L185 212H187L188 211V213H190L189 215H188V218L186 219V217L187 216H185L184 217V211H183V217L185 218V220H183L182 221V219H184V218H182L181 219V211ZM56 211V212H55ZM102 211V212H101ZM106 211V212H105ZM117 211V212H116ZM12 212H13V210H12ZM31 212V213H30ZM58 212V213H57ZM85 212V213H84ZM192 212V213H191ZM15 213V212H14ZM17 213V212H16ZM48 213V214H47ZM105 213V214H104ZM158 213H161V214H159V215H161V217L158 215ZM163 213H164V216H165V213H166V215H168V217L167 216H165L164 218H168V219H170L171 221L172 220H174V221H167L166 219H163L162 218V215H163ZM169 213H170V216H169ZM174 213V214H173ZM12 214V213H11ZM42 214V215H41ZM56 214L59 216H61V219H59L60 218V216L58 217V216H56ZM84 214V215H83ZM179 217L180 215V218L178 219L177 217H174V216H176V215ZM193 214V215H192ZM16 215V214H15ZM20 215V217H22ZM104 215H106V216H104ZM145 215H146V217H145ZM172 215V216H171ZM185 215H187V213L185 214ZM140 216V217H139ZM147 216H151L152 218L150 219L149 217H147ZM64 217V218H63ZM105 217V218H104ZM141 217H143L142 219V221H141ZM154 217V218H153ZM173 217V218H172ZM57 218V219H56ZM144 218H146L147 220H151V221H149L151 224H149L148 222H147V220H144ZM172 218V219H171ZM200 218V217H199ZM29 219H30V221H29ZM112 219V221L110 222V220ZM139 219H140V221H139ZM180 219H181V221H180ZM192 219V220H193ZM14 220H15V222H14ZM43 220V221H42ZM98 220V222H96L95 223V221H97ZM106 220V221H105ZM132 220H134V221H132ZM166 222H165V221ZM192 220H191V222H192ZM194 220H193V223H195L194 222ZM199 220H201V222L199 221ZM122 221V222H121ZM130 221V222H129ZM137 221H138V223H137ZM146 221V222H145ZM180 221V222H179ZM197 221V220H196ZM107 222H109V223H107ZM127 222V223H126ZM128 222H129V224H128ZM131 222H132V224H134V225H132L131 224ZM142 222V223H141ZM149 226H147V228H146V224ZM198 222H200V223H198ZM198 227H199V225H201V223L202 222H204V221H202V219H198ZM16 223L19 225V227H18V225H16ZM30 223V224H29ZM45 223V224H44ZM137 223V224H136ZM144 223V224H143ZM168 225H167V224ZM176 223V222H175ZM189 223V222H188ZM13 224V225H12ZM14 224H15V227H14ZM33 224V225H32ZM93 224V225H92ZM106 224H108V226L106 225ZM140 224L144 227L145 226V230H146V232H145V230H144V228H142V226H140ZM153 224H154V227H153ZM164 224V225H163ZM166 224V225H165ZM174 224V223H173ZM173 224H171L170 226H173ZM179 224V225H178ZM33 227H31V226ZM63 225V226H62ZM127 225V226H126ZM130 225V226H129ZM136 225H138L137 226V228H135V229H133L134 227H136ZM159 225V226H158ZM205 226V227H207L206 226V223L205 224H203L202 223V225L200 226L202 229L203 228H205V227H202V226ZM17 226V227H16ZM20 226L23 228V230H20L21 228H20ZM128 227V228H130L131 227V230L130 229H128V228H126V227ZM165 226V227H164ZM179 226V227H178ZM35 227V228H34ZM153 227V228H152ZM10 228L11 229H13L12 231L10 230ZM30 228H31V231H30ZM140 228H142V229H139ZM9 229V230H8ZM18 229V230H17ZM26 229V230H25ZM32 229H33V232H32ZM127 229V230H126ZM134 231H133V230ZM136 229H138V230H136ZM147 229H149V231H147ZM151 229V230H150ZM154 229V230H153ZM207 229V230H206ZM15 230H17V231H15ZM130 230V232H133V235H139V237H138V235L137 236H133V238H130V237H132V234L131 235H129L130 234V232L128 233V231ZM135 230H136V232H135ZM153 230V231H152ZM205 230H206V233L209 235V232H210V230L211 229H209L208 230V227L207 228H205ZM23 231L25 234H22L21 232ZM26 231V232H25ZM39 231V232H38ZM43 231V232H42ZM124 232V234H123V232ZM126 231H127V233H126ZM140 233H139V232ZM15 232V233H14ZM32 232V233H31ZM36 232H38V233H36ZM144 234H143V233ZM149 234H148V233ZM16 233H20L22 236H24L25 238L23 239V238H20V237H22L21 235L18 237V236H16V237H14L15 236V234ZM121 233H122V235H121ZM126 233V234H125ZM136 233V234H135ZM153 233V234H152ZM211 234V236H210V238L213 236V231L211 230V232H210ZM30 234H33V236L32 235H30ZM34 234H38L37 235V238L35 237V235ZM142 234V235H141ZM125 237H124V236ZM128 235L130 236V237H128ZM146 235V236H145ZM153 236V238H151L150 239V236ZM31 236V237H30ZM38 236H39V238H38ZM120 237V238H119ZM127 237V238H126ZM135 237V238H134ZM146 237V238H145ZM166 237V236H165ZM209 237V236H208ZM214 237V236H213ZM59 238H61V240H58ZM118 238H119V240H118ZM121 238H122V241H121ZM126 238V239H125ZM128 238H130V239H128ZM145 238V239H144ZM156 238V239H155ZM21 239H22V244H21ZM135 239V240H134ZM137 239H139V243H140V246H139V243H138V247H137V243L136 242H138V240ZM140 239H141V241H140ZM152 239H154L155 241H153L152 242ZM158 239V240H157ZM213 239V238H212ZM214 239H215V237H214ZM38 240V241H37ZM40 240V241H39ZM125 240H127L126 242H125ZM131 240H133L132 242H130V243H128L129 241ZM137 240V241H136ZM150 240H151V242H150ZM59 241V242H58ZM62 241V242H61ZM117 241H120V242H117ZM124 241V242H123ZM148 241V242H147ZM160 241V242H159ZM215 241V240H214ZM24 242H26V243H24ZM57 242V243H56ZM61 242V243H60ZM24 243V244H23ZM60 243V244H59ZM133 243H135V244H133ZM163 243V242H162ZM56 244V245H55ZM62 244V245H61ZM128 244V245H127ZM131 244V245H130ZM164 244H167V241L164 243ZM164 244H163V246H164ZM24 245V246H23ZM135 247H134V246ZM149 245H152V246H149ZM155 245V246H156ZM160 245V244H159ZM264 245V244H263ZM263 245H260V246H257V247H255V248H253V250H255L254 252L257 254L258 253V255H263L262 253L264 252V246ZM26 246V247H25ZM55 246V247H54ZM123 246V247H122ZM126 246V247H125ZM133 248V250H132V248ZM161 246H162V244H161ZM23 247H24V249H23ZM28 247V248H27ZM136 247H137V250H135L136 249ZM142 247H143V245H142ZM19 251H17V254H19V255H17L16 254V249ZM62 248V249H61ZM121 248H123V249H121ZM23 249V250H22ZM59 249V251H58V256L60 257V260H59V257L57 256V250ZM61 249V250H60ZM125 249V250H124ZM258 249V250H257ZM48 250V251H47ZM121 250H123V251H121ZM127 250H131V251H127ZM142 250H144V249H142ZM148 250H146V251H148ZM253 250H252V252H253ZM13 251V252H12ZM83 251H86V252H84L83 253ZM88 251V252H87ZM137 251V252H136ZM150 251V250H149ZM258 251V252H257ZM59 252H60V254H59ZM122 252V253H121ZM134 252H136V253H134ZM253 252V253H254ZM62 253V254H61ZM64 253V254H63ZM112 253H113V255H112ZM125 253H126V255H125ZM141 253V254H140ZM260 253V254H259ZM14 254V255H13ZM45 254H47V255H45ZM124 254V255H123ZM130 254V255H129ZM140 254V255H139ZM43 255V256H42ZM45 255V256H44ZM54 255H56V256H54ZM128 255H129V257H128ZM13 256V257H12ZM91 256V257H90ZM111 256H112V258H111ZM125 256V257H124ZM264 256V255H263ZM127 257V258H126ZM132 257V258H131ZM153 257H155V256H153ZM16 258V259H15ZM21 260H20V259ZM54 258H56L55 260H57V261H54ZM110 260H109V259ZM122 258V259H121ZM147 258V257H146ZM156 259V258H155ZM158 260H160L159 259V257L157 258ZM15 260V261H14ZM17 260L19 261V263L17 262ZM149 260V261H148ZM153 260H154V258H153ZM142 261H144V262H142ZM125 262V263H124ZM128 262V263H127ZM131 262V263H130ZM147 262H149V263H147ZM160 263H161V260H160ZM159 263V264H160ZM0 264H3V263H0ZM5 264H7V263H5ZM161 264H163V263H161Z\"/></svg>",
	"mask_w": 264,
	"mask_h": 264
}]
</instances>
